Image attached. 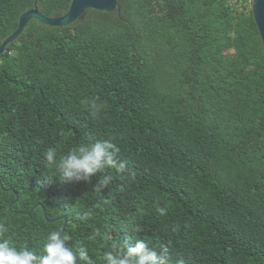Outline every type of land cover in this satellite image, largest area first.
Returning <instances> with one entry per match:
<instances>
[{"label": "trees", "instance_id": "1", "mask_svg": "<svg viewBox=\"0 0 264 264\" xmlns=\"http://www.w3.org/2000/svg\"><path fill=\"white\" fill-rule=\"evenodd\" d=\"M71 3L0 0V45L25 11L62 16ZM119 3L65 27L33 19L0 58L6 236L42 251L67 216L93 264L136 239L171 241V264H264V45L252 10L234 0ZM110 137L134 178L110 170L97 192L46 166L48 148L62 155ZM84 212L91 218L78 220ZM96 228L107 238L89 239Z\"/></svg>", "mask_w": 264, "mask_h": 264}, {"label": "clouds", "instance_id": "2", "mask_svg": "<svg viewBox=\"0 0 264 264\" xmlns=\"http://www.w3.org/2000/svg\"><path fill=\"white\" fill-rule=\"evenodd\" d=\"M93 107H96L95 104ZM114 140L110 137L80 143L62 155H58L56 149L48 148L44 160L47 167L59 173L62 183L85 182L100 192L108 188L115 178L110 170H115L121 178L124 174H131L133 178L135 175L129 173L128 161L120 158V149ZM99 173L103 175L92 184ZM154 206L159 216L167 215V208L158 201L154 202ZM76 218L87 221L91 212L77 213ZM172 230L175 231L176 226ZM8 232V225L0 222V264H93L89 247L84 243H72V235L60 228L47 233L42 251L27 244L18 247L6 236ZM97 237L107 238V233L96 228L89 239ZM100 264H171V241L158 246L145 239H136L134 244L112 243L103 252Z\"/></svg>", "mask_w": 264, "mask_h": 264}, {"label": "water", "instance_id": "3", "mask_svg": "<svg viewBox=\"0 0 264 264\" xmlns=\"http://www.w3.org/2000/svg\"><path fill=\"white\" fill-rule=\"evenodd\" d=\"M120 8L121 7L119 0H72L71 6L66 14L62 16L52 17L45 15L36 5L34 8L25 11L21 15L17 30L2 42V44L0 45V58L7 52L8 46L11 43L15 42L20 37V35L27 28L30 21L33 19H36L45 25L65 27L72 25L78 20L84 18L86 11L89 9L110 12V11H115L117 9L120 10ZM252 12L264 45V0H254L252 5ZM17 199H18V195H17ZM15 201L11 203L10 208H12V205L15 203ZM44 211H45V216L48 218L49 222L58 219V218L50 219L45 209ZM65 219H66V223L63 228L64 231L67 225L69 224V220L67 216H65Z\"/></svg>", "mask_w": 264, "mask_h": 264}, {"label": "built area", "instance_id": "4", "mask_svg": "<svg viewBox=\"0 0 264 264\" xmlns=\"http://www.w3.org/2000/svg\"><path fill=\"white\" fill-rule=\"evenodd\" d=\"M235 3H239L241 6H244L245 8L248 7V5L246 4H249V5H253V2L254 0H234ZM242 3V4H241ZM246 3V4H245Z\"/></svg>", "mask_w": 264, "mask_h": 264}, {"label": "rangeland", "instance_id": "5", "mask_svg": "<svg viewBox=\"0 0 264 264\" xmlns=\"http://www.w3.org/2000/svg\"><path fill=\"white\" fill-rule=\"evenodd\" d=\"M242 4V3H241ZM246 4V3H245ZM246 5H248V7L246 8L248 11H251L252 10V6L251 5H249V4H246Z\"/></svg>", "mask_w": 264, "mask_h": 264}]
</instances>
